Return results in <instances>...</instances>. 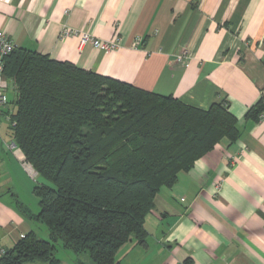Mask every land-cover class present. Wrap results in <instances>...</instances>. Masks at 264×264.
Listing matches in <instances>:
<instances>
[{
	"label": "crops",
	"instance_id": "0c3cea01",
	"mask_svg": "<svg viewBox=\"0 0 264 264\" xmlns=\"http://www.w3.org/2000/svg\"><path fill=\"white\" fill-rule=\"evenodd\" d=\"M63 27L102 41L118 35L119 47H80L78 36H59ZM0 31L17 49L199 110L223 104L236 120L238 140H221L160 189L144 219V243H125L115 264H264V111L249 116L264 104V0H0ZM182 52L185 64L176 62ZM6 95L0 257L36 229L28 216L38 212L24 157L9 146L17 94L10 87ZM56 257L78 264L64 249Z\"/></svg>",
	"mask_w": 264,
	"mask_h": 264
},
{
	"label": "trees",
	"instance_id": "16d2710c",
	"mask_svg": "<svg viewBox=\"0 0 264 264\" xmlns=\"http://www.w3.org/2000/svg\"><path fill=\"white\" fill-rule=\"evenodd\" d=\"M4 77L17 94L10 138L39 179L28 217L47 239L33 230L0 264H59L58 244L78 264H115L125 243H144L160 189L239 138L226 105L199 110L32 51L14 50ZM263 111L259 102L249 116Z\"/></svg>",
	"mask_w": 264,
	"mask_h": 264
},
{
	"label": "built area",
	"instance_id": "2783aa9c",
	"mask_svg": "<svg viewBox=\"0 0 264 264\" xmlns=\"http://www.w3.org/2000/svg\"><path fill=\"white\" fill-rule=\"evenodd\" d=\"M59 36L61 38H67L72 36H78L79 37V46L82 47L86 44H90L93 48L99 49L101 51H113L118 49L120 37L118 35L114 36L113 38L102 41L98 40L95 37L79 32L77 30H73L68 27H63L60 31ZM16 45L10 40V38L3 32L0 31V115L1 111L6 106L8 99L6 95V91L11 87V85L8 83L6 78L4 77V67H5V60L10 56V54L16 50ZM188 59V55L186 52L180 53L176 57V62L179 64H185L186 60ZM11 113L7 116L8 124L11 123L10 118ZM12 148L15 147L14 143L11 142L9 145ZM26 171L28 172L29 176L34 179L36 177V173L32 169V167L24 162ZM24 238V235L20 236V239ZM4 251H1V254H3Z\"/></svg>",
	"mask_w": 264,
	"mask_h": 264
},
{
	"label": "rangeland",
	"instance_id": "374dc122",
	"mask_svg": "<svg viewBox=\"0 0 264 264\" xmlns=\"http://www.w3.org/2000/svg\"><path fill=\"white\" fill-rule=\"evenodd\" d=\"M9 95H8V101H9ZM2 121V118L0 119V122ZM1 124V123H0ZM2 132V129H1V125H0V133ZM39 179H38V177L36 176L35 177V179H33V184L34 183H36L37 181H38ZM39 225V224H38ZM45 230H46V228L43 226V225H39L37 228H36V235H37V237L39 238V239H42V240H45V239H47V235H44L45 234ZM58 250L57 251H59V250H61V248H60V246H59V244H58ZM57 254V253H56Z\"/></svg>",
	"mask_w": 264,
	"mask_h": 264
}]
</instances>
